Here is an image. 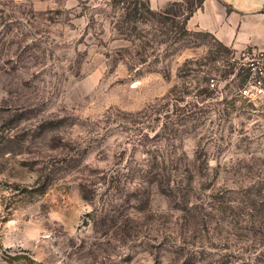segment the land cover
I'll return each mask as SVG.
<instances>
[{
	"label": "rangeland",
	"instance_id": "374dc122",
	"mask_svg": "<svg viewBox=\"0 0 264 264\" xmlns=\"http://www.w3.org/2000/svg\"><path fill=\"white\" fill-rule=\"evenodd\" d=\"M190 8L0 0V264H264V99Z\"/></svg>",
	"mask_w": 264,
	"mask_h": 264
},
{
	"label": "crops",
	"instance_id": "0c3cea01",
	"mask_svg": "<svg viewBox=\"0 0 264 264\" xmlns=\"http://www.w3.org/2000/svg\"><path fill=\"white\" fill-rule=\"evenodd\" d=\"M182 1L152 0L150 4L161 7ZM186 24L211 33L232 51L264 50V0H203Z\"/></svg>",
	"mask_w": 264,
	"mask_h": 264
},
{
	"label": "built area",
	"instance_id": "2783aa9c",
	"mask_svg": "<svg viewBox=\"0 0 264 264\" xmlns=\"http://www.w3.org/2000/svg\"><path fill=\"white\" fill-rule=\"evenodd\" d=\"M121 7L127 8L141 4H149L152 0H116ZM232 60L245 72L246 80L239 88V95L249 101L264 99V50H250L244 48L232 51ZM215 79H211V86L215 87Z\"/></svg>",
	"mask_w": 264,
	"mask_h": 264
},
{
	"label": "trees",
	"instance_id": "16d2710c",
	"mask_svg": "<svg viewBox=\"0 0 264 264\" xmlns=\"http://www.w3.org/2000/svg\"><path fill=\"white\" fill-rule=\"evenodd\" d=\"M177 4H188L191 8L189 10V13L187 14V18L189 17V15L197 8L200 7L203 3V0H184L182 2H174Z\"/></svg>",
	"mask_w": 264,
	"mask_h": 264
}]
</instances>
